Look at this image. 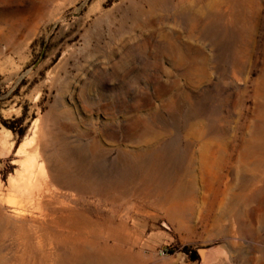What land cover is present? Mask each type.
<instances>
[{
	"label": "rangeland",
	"instance_id": "374dc122",
	"mask_svg": "<svg viewBox=\"0 0 264 264\" xmlns=\"http://www.w3.org/2000/svg\"><path fill=\"white\" fill-rule=\"evenodd\" d=\"M256 4L191 26L175 1L0 0V264H264ZM40 166L47 217L8 187Z\"/></svg>",
	"mask_w": 264,
	"mask_h": 264
},
{
	"label": "bare ground",
	"instance_id": "6f19581e",
	"mask_svg": "<svg viewBox=\"0 0 264 264\" xmlns=\"http://www.w3.org/2000/svg\"><path fill=\"white\" fill-rule=\"evenodd\" d=\"M145 1H147L149 3V6L151 8L153 6V9H154V7H160V6L161 7H165V6L167 7L169 3H172L174 1L178 5H181V4H184V3H188V6L186 7L187 8V12H188L187 13V15H188L187 16V22L191 26L195 25L199 21H203L204 22V21H207V20H212V18L213 19L217 18V20L220 19L221 15L218 14L217 11L223 6L226 8V14L228 15V18L230 19V22H232L234 20L236 21L237 20V16H239V15L241 16V19H246V15L247 14L248 15L250 14V16H251L255 11L256 12L258 11L257 10L258 5L256 4V3H258V0H194L195 4H197V5H201V4L202 5H208L209 9H208L206 14H204V13H201V14L194 13L191 10L190 6H189V0H151V1L150 0H145ZM250 16H249V18H250ZM233 23H231V24H233ZM20 149H21V147L18 148V152L21 151ZM17 162H18V160H13V161H11V164L12 165H16ZM0 166H2V165H0ZM20 171H18L16 173V177H15L14 180L9 179V181H8L9 189L12 190V191H16V192L17 191L18 192L26 191L27 194H28L27 198L34 199V200L38 201L37 202V204H38L37 209H38L40 215L41 216L44 215V216L47 217L48 214L45 213L42 208L45 207L51 201L56 202V200H55L56 198H54V192H57V189L54 186H53L52 189L48 188V186L46 184V180L44 178V174H45L44 168L42 166H40V169H39L38 173L36 172L37 175H33L35 173H31L29 168H26L25 171H23V170L21 172ZM10 190H9V192H10ZM1 191H2V185L0 184V195H1ZM10 194H11V192H10ZM48 196H51V197H49L50 199L48 198ZM13 211H14L15 219L16 218L20 219L22 217V215L24 216V214H21L20 213L21 211H19V210L18 211L17 210H13ZM54 214H56V211H54ZM33 219L35 221L36 217H33ZM42 221H44V223H46L45 222L46 220L44 218L42 219ZM49 221L51 223H53L52 226H54V221L52 219L49 220ZM2 223L4 224V222H2ZM8 223L5 226H2L0 224V246H3L4 238H6V236L9 235L10 232L13 231V230H10V228L8 227ZM20 230L21 229H16L17 232H15V233H19L20 234V232H19ZM21 235L23 236V238H26L23 235V233ZM17 239H18V236H17ZM38 244H41V243L38 242ZM4 245L7 246L6 244H4ZM25 245H27V243H25ZM207 257L208 256H207L206 253H204V254L202 253L201 254V264H210L209 263L210 261H209V259ZM89 264H113V263H112L111 260H109V258L103 256L101 253L93 252L90 255Z\"/></svg>",
	"mask_w": 264,
	"mask_h": 264
},
{
	"label": "water",
	"instance_id": "95a60500",
	"mask_svg": "<svg viewBox=\"0 0 264 264\" xmlns=\"http://www.w3.org/2000/svg\"><path fill=\"white\" fill-rule=\"evenodd\" d=\"M201 251L205 252V250H200L199 252H201Z\"/></svg>",
	"mask_w": 264,
	"mask_h": 264
},
{
	"label": "trees",
	"instance_id": "16d2710c",
	"mask_svg": "<svg viewBox=\"0 0 264 264\" xmlns=\"http://www.w3.org/2000/svg\"><path fill=\"white\" fill-rule=\"evenodd\" d=\"M20 121V120H19Z\"/></svg>",
	"mask_w": 264,
	"mask_h": 264
}]
</instances>
